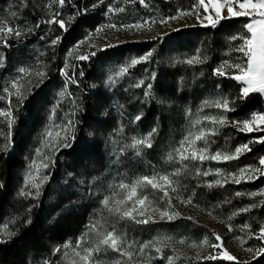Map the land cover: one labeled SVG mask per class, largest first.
I'll use <instances>...</instances> for the list:
<instances>
[{"label": "rangeland", "instance_id": "obj_1", "mask_svg": "<svg viewBox=\"0 0 264 264\" xmlns=\"http://www.w3.org/2000/svg\"><path fill=\"white\" fill-rule=\"evenodd\" d=\"M31 2L38 8L33 14L28 12ZM146 4L148 7L141 6L138 0L135 3L131 0H66L61 6L58 0H0V26L22 32L20 37L0 33V59L4 63L0 67V112L14 109L10 129L7 118L0 116V150L6 143L11 148L14 131H18L23 139L19 153V183L11 204L15 215L0 219V241L6 242L14 236L20 218L16 212L22 208V204L24 215L34 207L43 210L46 222L43 243L27 252L26 264H73V260L80 264L79 257L73 252L75 242L88 231L87 226L93 221L108 226L107 230H112L114 226L116 233L125 238V248L131 250L133 256L131 259L122 257L119 252L101 245L100 251L93 252L91 264H197L206 260H223L219 258L223 250L237 257L236 261L228 262L248 263L259 256L256 253L264 241L256 238L259 230L252 232L250 212L264 202V197H251L247 193L264 189V176L254 182L237 185L227 175L229 172L239 174L242 167L259 166V157H253L257 151L261 153L264 150V143L254 142L264 136V132H240L231 124L233 120L250 119L252 113H264V93H251L249 96H259L258 101L245 103L249 96L240 98L244 85L230 78L237 74V70L229 65L242 59L241 54L234 51L242 41H233L232 36L243 35L246 32L243 26L251 22V17L227 18L224 9L226 18L212 27L205 26L207 21L203 17H215V13L211 10L203 13L202 8L197 9L198 0H146ZM120 7L125 8V12H108L109 8ZM193 9L201 14L199 19L194 13L173 20L168 26L152 23L161 17L167 18ZM57 12L60 13L57 18L66 21V32L58 24L48 23ZM80 17L88 21V27L78 23ZM225 20L230 21L220 25ZM143 21L149 23L141 29L122 27ZM110 24L117 27L111 28ZM28 27L33 30L27 32ZM97 28L102 31L96 33ZM208 28L211 30H198ZM215 28H218L217 31ZM61 31L69 33L68 38L52 46L51 40L59 37ZM165 33L168 35L164 36ZM157 36L162 38L157 39ZM81 41L84 43L81 44ZM108 44L116 46L100 51ZM148 51H152L153 55L147 61L121 73L122 68L130 65L132 58H139ZM91 52L97 55L90 60L78 61L75 58ZM49 55L51 62L60 61L58 70L51 73H48L45 63ZM193 57L200 62L188 65L185 61ZM22 67L26 69L24 74L19 73ZM210 67L212 72L208 70L207 76L206 68ZM216 68H222L226 76L214 75ZM61 70L68 75H61ZM37 71L45 72V78L44 83L34 89ZM14 80L26 97L24 102L29 103L27 107L33 110L34 121L29 126V137L24 133L26 130L17 124L21 111L26 114V108L18 106L21 100L16 89L12 88ZM141 80L145 84L136 87ZM229 81H234L238 88ZM147 84L152 85L150 90ZM33 90L34 95L31 94ZM146 91L150 93L147 98L144 96ZM221 96L229 99L235 109L224 113L228 118L224 126L213 125L203 119L204 116L220 113L219 109L205 105V100ZM87 97L91 100L89 102L95 104H90L91 110L101 107V117H97L94 123L100 119L102 122L109 120L107 125L88 130L87 124L82 122L85 112L83 103ZM91 110L90 115L94 116ZM136 115L142 119L135 121ZM69 119L74 124L67 140L69 146L61 147L53 154L43 147L46 130H51L55 137V133L61 131L57 126L66 125ZM197 119L201 123L193 127ZM82 123L85 134L82 133ZM153 127L158 129L152 138L153 146L150 149L141 147V155L136 156V150L127 145L131 144L132 137L142 138ZM212 129L216 130V135L207 137L212 141L209 154L216 151L234 154L237 146L250 142L252 150L239 159L227 162H181L176 149L183 138L190 134L194 137L199 130L208 133ZM91 138L97 142L99 150L95 149L96 152L92 153L88 148V155L74 156L83 145L90 146ZM203 143L197 142V147L203 146ZM38 148L41 149L40 156L36 155ZM44 154L51 157L48 169L40 167ZM169 154L173 156L171 161L168 160ZM33 159L37 161L36 168H40V175H37L36 168H30ZM198 169L200 175L197 174ZM216 169H220V172L217 173ZM205 171L209 173L208 176L202 175ZM30 172L36 182L42 175L48 176L39 189V195H36V189L25 185ZM157 172L169 174L174 182L167 189L172 202L170 211L178 213L174 220L160 219V211L168 208V198L160 199L163 192L150 186H145L142 191L138 189L139 198L146 196L148 203L145 216H136V219L151 215L156 223L136 224L132 219H122L120 214L109 211L116 207L123 211L133 206L132 202L117 205L116 201L123 199L127 190L117 188L120 194L113 197L110 186L122 180L130 182L142 175L152 176ZM217 179L223 186L215 184ZM209 184L213 186L209 188ZM172 188L177 191H172ZM21 191L31 192V195L21 196ZM237 191L245 195L237 197ZM105 197H110L107 206L102 203ZM189 200L192 202L188 203ZM244 207L251 210L240 213L239 210ZM21 218L24 219V216ZM245 225L250 227L245 228ZM258 225L264 226V220ZM52 226L53 231L56 226L62 227L60 235H55L53 231L51 235L48 234ZM230 227L232 231H229ZM216 235L222 237L221 247L212 246L221 245L215 240ZM168 237L172 239L168 240ZM86 239L91 242L75 249L81 254L84 246L95 248L98 237L93 232ZM180 240L184 243H179ZM66 242H71V246L63 249L62 245ZM149 242L151 247L141 254L140 244ZM57 248L59 252H56ZM157 248L161 251L158 252ZM248 248L253 251H247ZM210 255L217 259H207ZM167 257L173 259L169 261Z\"/></svg>", "mask_w": 264, "mask_h": 264}, {"label": "snow or ice", "instance_id": "obj_2", "mask_svg": "<svg viewBox=\"0 0 264 264\" xmlns=\"http://www.w3.org/2000/svg\"><path fill=\"white\" fill-rule=\"evenodd\" d=\"M59 4L63 6L66 2V0H58ZM132 3H135L136 0H131ZM139 4L144 7H148L146 4V0H138ZM202 8L203 13H208L210 10L215 13V17L211 15H204V20L207 21V24L205 26H212L216 27L218 22L222 19L230 18V17H251V22L244 24L243 28L246 29V32L243 35H233L232 40H240L242 43L235 46L234 51L241 54L242 59H238L236 62H234L232 65H229L230 67H234L237 70V74L232 75L230 78L232 80L241 82L244 87L240 90V98H247L251 93L259 92L264 93V0H198V6L197 9ZM197 9H193L189 12L181 11L175 15H170L167 18L161 17L158 21H152V23H160L161 25L168 26L171 21L173 20H179L184 16L193 15L194 13L197 15V19H199L200 13H198ZM224 9H226V17L223 14ZM109 13H116L125 12V8H109ZM13 16L16 15L15 12L12 13ZM60 13L57 12L56 15L53 17V19L49 20L48 23L51 24H58L59 28L62 30H65V32L68 30L66 21L64 19H59ZM258 17V18H257ZM71 20V17L69 18ZM149 23L148 21H143L141 23H134V24H127L122 25V27L127 28L129 30L135 28V29H141L145 24ZM36 27H39L37 25ZM109 27L116 28L117 25L110 24ZM33 29L31 27L26 28L27 32H31ZM102 31L101 28L96 29V33H100ZM175 31H180V29H175ZM0 33H3L5 36H11L15 35L16 37H20L22 35V32L20 30H14L12 27H3L0 26ZM168 34L165 33L164 36H167ZM157 39H161L162 37L157 36ZM61 37H56L55 39L51 40V45L55 46L61 41ZM91 40V37L89 36V42ZM84 41H81V44H83ZM116 45L108 44L105 46V48L100 49V51H106L107 48L115 47ZM79 47V45H77ZM71 55V53H69ZM96 52H91L87 54H80L76 56L75 58L78 61H86L90 60L92 57L96 56ZM153 55L152 51H148L145 54L141 55L139 58H132L130 61V65L128 67L122 68L121 73H126L128 69L132 66L138 65L143 61H147L151 56ZM188 65H192L194 63H199L200 60L196 57H193L192 59H188L185 61ZM227 64V61L225 62ZM4 63L3 60L0 59V67H3ZM26 72L25 68H20L19 73L24 74ZM82 74V73H81ZM214 75L224 77L226 76L225 71L222 70V68H216L214 70ZM61 75L67 76L68 74L63 72L61 70ZM36 81L34 83V89L39 88L44 83L45 78V72L43 71H37L35 73ZM23 79V76L21 77ZM72 82L75 83V80L72 79ZM30 84L33 82L30 80ZM145 84V81L141 80L139 84L136 85V87H141ZM219 87V86H217ZM12 88L16 89L17 95L20 97L21 103L18 105L19 107L23 106V102L26 99V97L22 94L19 84L17 81H13ZM147 88L150 90L152 88L151 84H147ZM31 94H35V91L33 90ZM61 96H63V92L60 93ZM150 93L148 91L144 92V96L147 98L149 97ZM205 105H208L210 107H214L216 109L220 110V113L215 116H204L203 119L205 121H210L213 125H220L224 126L228 123V118L224 113H227L229 111H234L232 104L230 103L229 99L224 98L221 96L218 99L214 100H205ZM13 112L12 111H6V112H0V116H4L7 118V125L10 129L13 124ZM142 117L140 115L135 116V121H140ZM201 121L199 119L195 120L193 122V127L196 125H199ZM231 124L240 132H247L252 133L255 131L264 132V113H252L251 118L244 119L242 121H231ZM57 127H60L61 131H57L55 133V137H53V132L51 130H46L44 141H43V147L47 148L50 152L53 154L58 151L61 147H68V136L71 134V131L74 127L73 121L69 119L67 121L66 125H58ZM61 132H63V135H61ZM158 132V129L153 127L151 131L147 133V135L143 136L142 138L132 137V142L130 145H127V147L131 149H135L136 156L141 155V147L145 148H151L152 145V138L154 134ZM9 137H11V132H9ZM216 135V130L212 129L211 132L206 133L204 130H199L197 134H190L189 136H185L183 140L180 143V147L176 149L177 152L180 153V161H200L203 163L204 161L211 160V161H217V162H227L239 159L241 155H243L246 152H250L252 149L250 147V143H244L240 146H237L233 153L228 152H221L216 151L214 154H209L210 152V144L212 141L207 139L208 136H214ZM203 141V146L197 147V142ZM254 142L256 143H264V136L258 137ZM187 144V147L185 146ZM36 155H41V149H36ZM51 157L47 154H44L42 157L41 165L43 169H48L49 163ZM168 160H173V156L171 154L168 155ZM37 161L35 159L32 160V164L30 165V168H36ZM37 175H40V168H36ZM216 172L219 173L220 169H216ZM258 173L259 175H256ZM197 174L200 175L199 169L197 170ZM202 175L208 176L209 173L207 171L203 172ZM228 176L232 177V180L235 184L239 185L242 182L248 183V182H254L255 180L259 179L260 176H264V155L259 157V166H248V167H242L239 169V174L237 173H227ZM48 180L47 175H42V178L39 180V182H36V178L31 175V172L29 173L28 177L25 179V185L30 186L31 188L36 189V195H39V189L41 185L44 183V181ZM174 182L170 179V175L167 173L160 174L157 172L156 174L152 176L148 175H142L135 179H133L130 182H124L123 180L120 181L116 185L110 186L112 189V196H117L120 193H118L116 190L117 188L121 191L127 190L126 195L123 199H119L116 201L117 205H123L126 202H132V207L127 208L126 210H121L120 207H116L114 210L109 209V211H115L116 213L121 215L122 219H132L136 224H148L149 222L156 223L155 220H153L151 215H148L144 219H136V216L144 217L145 212L147 211V197L144 196L143 198H139L138 196V189L143 190L145 186H150L153 190H158L163 192V197L160 199H167L168 208L160 211V219L164 220L167 218L168 221L174 220L178 213L170 211L172 208V202L169 198V191L167 190ZM216 185L223 186L221 184V181L217 179L215 181ZM213 185L209 184L208 187L211 188ZM172 191H177L176 188H172ZM21 196L25 195H31V192L28 191H21ZM237 197H240L242 195H245V193H242L240 191H237L235 193ZM247 195L251 197H257L261 196L264 197V189H261L259 191H252L247 193ZM110 197H105L102 203L107 206L109 203ZM192 201L189 200L188 203H191ZM227 203H231V201H226ZM141 206V207H137ZM251 210L250 207H244L239 210L240 213H247ZM155 211V209H154ZM135 213V216L133 215ZM236 213H234L235 215ZM7 225H5V228ZM88 231L83 233L82 236L76 240L75 242V249L81 248L84 244L90 243L91 241L87 240L86 238L90 236L91 233L95 232L96 236L98 237L96 241V247L95 248H89L84 246L83 247V254H81L80 251H76L73 249L74 255L76 257H79L80 264H91V258L93 256L94 251H100V246H104L105 249H111L113 252H119L120 255L127 256L129 259L132 258L133 252L131 250H127L125 248L126 240L124 237H121L116 233V230L114 226L112 227V230H107L106 225L100 224L99 221H93L90 222V224L87 226ZM245 228L250 227L249 225H245ZM229 231H232V228H229ZM104 233L102 236L101 234ZM11 235V234H9ZM256 238L260 241H264V226H261L259 228V234L256 236ZM168 240H171V237L167 238ZM215 240L221 242V245L213 244V247H221L222 246V237L219 235L215 236ZM2 242V241H0ZM179 243L183 244L184 241L180 240ZM71 246V242H66L62 245L63 249H68ZM131 246H129L130 248ZM151 247V243H141L139 246V252L141 254L145 253L146 250H148ZM60 249L57 248L56 252H59ZM157 251H161V249L157 248ZM247 251L252 252V248H248ZM257 255H264V245L258 248ZM67 255V253L65 254ZM219 258L226 260V261H236L237 257L230 254L227 250H223L219 254ZM169 261L173 259V257H167ZM207 259L215 260L217 259L216 256H208ZM73 264H76V261L73 260Z\"/></svg>", "mask_w": 264, "mask_h": 264}, {"label": "trees", "instance_id": "obj_3", "mask_svg": "<svg viewBox=\"0 0 264 264\" xmlns=\"http://www.w3.org/2000/svg\"><path fill=\"white\" fill-rule=\"evenodd\" d=\"M34 2L30 3V6L28 8V12H32V14L36 11H38V8H35ZM22 11V10H21ZM24 13V12H23ZM22 14V13H21ZM34 17V16H33ZM230 21V20H229ZM227 20L221 21L220 25L229 22ZM78 23L83 25L84 27H88V21L82 19L80 17L78 19ZM218 28H215V31H217ZM200 31H206V30H211V28L208 29H198ZM69 33H63L61 31L59 37L62 38V40H65L68 38ZM78 36L76 37V39ZM75 39V40H76ZM75 42V41H74ZM50 55L48 58H45L46 64H47V71L48 73H51L52 71L58 70V67L60 65V61L57 59L55 62H51ZM212 72V67L210 69L206 68V75L208 76L209 71ZM230 82V81H229ZM232 82V81H231ZM230 82V83H231ZM233 85H235V88H238L237 84L233 81ZM238 91V90H237ZM94 97V96H93ZM95 98V97H94ZM93 98V99H94ZM259 96L258 95H252L249 96L247 101L245 103L253 102L255 100L258 101ZM90 98H85V101L83 103V108L85 109V112L82 115L83 118V123H86L88 126V130L93 129L94 127H103L104 125H107V122H102V119L98 121V123H94L97 119V117H101V112L100 108L98 107L93 108L91 110L90 104L92 103L93 105L94 102H89ZM27 104L29 105L28 102H23V109L26 108V114H24L23 111H21V114L19 115L17 124L19 125L18 127L25 129L27 137H29V126L34 121L33 118V110L30 109V106L27 107ZM89 110L93 111L92 114L94 116L90 115ZM109 119V118H108ZM83 123H82V129H83ZM85 134V130H82ZM79 137L82 136L81 134L78 135ZM83 138V136H82ZM84 139V138H83ZM23 139L21 137V134L18 131H14V134L11 139V148L10 145L8 147L7 143L2 150H0V219L5 216H10L12 217L15 215L14 213V208L12 207V199L14 197V193L16 191V187L19 183V177H18V170L21 166V161H20V150L23 146ZM80 141L77 142V144ZM90 146L88 145H83L81 149L76 150L74 156L76 154H83L85 156L88 155V148L91 149V152L93 153L99 150V147L97 146V142L94 141V139L91 138L90 140ZM10 144V143H9ZM261 148V147H260ZM96 149V151H95ZM264 149V147L262 148ZM255 152V151H254ZM255 156L253 159L260 157L264 155V150L261 153H258V151L254 154ZM189 175V174H188ZM264 179V178H263ZM258 184V183H257ZM254 184V185H257ZM253 185V186H254ZM10 202V203H9ZM12 208V210H11ZM21 209V210H20ZM17 210V216L20 217L18 226L15 228V234L12 238H10L6 242H0V264H26V259H27V252H30L33 247H37L41 242L43 243L44 240V232L46 228V222L44 218V212L40 208L34 207L32 210H29L26 215H24V204H22V208ZM11 213V214H9ZM251 221H252V232L256 233L258 232L260 226L258 225L259 222L264 220V202L259 205L258 207L256 206L251 212ZM24 216V219L21 217ZM24 220V221H23ZM53 227L50 228V232H48L49 235H51L53 231ZM62 227L61 226H56L54 229L55 235H60ZM47 230V229H46ZM197 264H264V255H259L255 259L251 260L248 263H238V262H228V261H211V260H206L205 262H200Z\"/></svg>", "mask_w": 264, "mask_h": 264}]
</instances>
